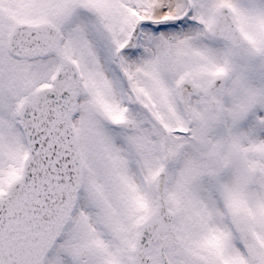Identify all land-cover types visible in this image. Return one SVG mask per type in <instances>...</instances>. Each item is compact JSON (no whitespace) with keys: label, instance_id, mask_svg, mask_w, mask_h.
I'll list each match as a JSON object with an SVG mask.
<instances>
[{"label":"snow or ice","instance_id":"obj_1","mask_svg":"<svg viewBox=\"0 0 264 264\" xmlns=\"http://www.w3.org/2000/svg\"><path fill=\"white\" fill-rule=\"evenodd\" d=\"M0 264H264V0H0Z\"/></svg>","mask_w":264,"mask_h":264}]
</instances>
